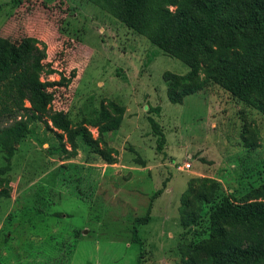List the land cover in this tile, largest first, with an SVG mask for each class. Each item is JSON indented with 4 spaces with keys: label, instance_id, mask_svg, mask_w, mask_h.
<instances>
[{
    "label": "rangeland",
    "instance_id": "obj_1",
    "mask_svg": "<svg viewBox=\"0 0 264 264\" xmlns=\"http://www.w3.org/2000/svg\"><path fill=\"white\" fill-rule=\"evenodd\" d=\"M154 33L90 0H0V51L27 37L45 44L54 72L41 81L71 124L67 134L31 121L11 150L0 149V264H189L204 257L217 200H260L264 97L216 78L172 103L167 93L190 72L189 55L153 45ZM256 67L245 61L225 77L235 84ZM61 77L69 82L60 86ZM112 105L120 125L100 134L103 112L117 115ZM148 117L164 134L162 149Z\"/></svg>",
    "mask_w": 264,
    "mask_h": 264
},
{
    "label": "trees",
    "instance_id": "obj_2",
    "mask_svg": "<svg viewBox=\"0 0 264 264\" xmlns=\"http://www.w3.org/2000/svg\"><path fill=\"white\" fill-rule=\"evenodd\" d=\"M137 31H156L151 43L171 54L187 53L190 72L185 75L168 99L178 104L186 96L203 89L213 80L236 93L242 88L264 97V0H90ZM173 7L174 10L168 9ZM46 46L33 37L24 38L18 45L6 46L0 51V149L11 148L19 142L31 121L45 118L54 130L69 134L70 122L63 113L50 105L47 88L51 83L41 81V75H51L46 69ZM257 62L252 74L240 77L232 84L226 79L227 70L244 62ZM202 71L204 76L202 77ZM60 86L69 79L60 78ZM239 85V87H238ZM53 86V84H52ZM103 112L104 125L100 134L116 130L121 110ZM158 113L159 109L154 108ZM152 133L157 137V149H162L165 137L158 123L148 117ZM72 149L74 142L69 139ZM63 152H66L63 149ZM105 161L112 157L101 153ZM73 153H66L72 156ZM7 167L0 168V175ZM211 185L209 179L199 180ZM3 179L0 178V189ZM0 196H7L0 190ZM258 202L233 205L228 197L217 200L207 214L212 236L200 248L204 257H193L189 264H264V186ZM137 219L146 224L149 218ZM221 221L223 225L217 226ZM135 242L141 244L140 238Z\"/></svg>",
    "mask_w": 264,
    "mask_h": 264
},
{
    "label": "built area",
    "instance_id": "obj_3",
    "mask_svg": "<svg viewBox=\"0 0 264 264\" xmlns=\"http://www.w3.org/2000/svg\"><path fill=\"white\" fill-rule=\"evenodd\" d=\"M183 168H185V169H188V168H190V164H184V167ZM178 170H182V167H178Z\"/></svg>",
    "mask_w": 264,
    "mask_h": 264
}]
</instances>
